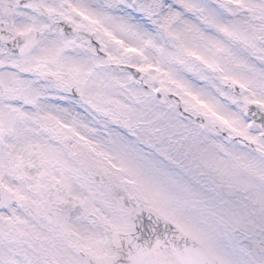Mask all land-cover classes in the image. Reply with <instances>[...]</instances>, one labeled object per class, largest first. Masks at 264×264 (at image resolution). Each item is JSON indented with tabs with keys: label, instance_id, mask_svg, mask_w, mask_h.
Instances as JSON below:
<instances>
[{
	"label": "snow or ice",
	"instance_id": "obj_1",
	"mask_svg": "<svg viewBox=\"0 0 264 264\" xmlns=\"http://www.w3.org/2000/svg\"><path fill=\"white\" fill-rule=\"evenodd\" d=\"M0 264H264V0H0Z\"/></svg>",
	"mask_w": 264,
	"mask_h": 264
}]
</instances>
